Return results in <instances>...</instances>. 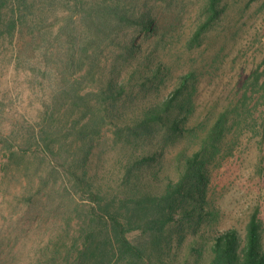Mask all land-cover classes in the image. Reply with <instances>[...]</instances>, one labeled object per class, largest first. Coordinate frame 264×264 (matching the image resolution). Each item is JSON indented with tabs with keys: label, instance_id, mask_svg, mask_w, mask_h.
Segmentation results:
<instances>
[{
	"label": "trees",
	"instance_id": "1",
	"mask_svg": "<svg viewBox=\"0 0 264 264\" xmlns=\"http://www.w3.org/2000/svg\"><path fill=\"white\" fill-rule=\"evenodd\" d=\"M197 1L188 28L191 0H0V146L8 161L31 153L15 199L46 227L24 262L170 264L186 247L194 264H264L257 209L224 227L210 188L244 133L264 140V59L200 119L202 80L220 68L180 53L226 8ZM10 70L20 88L3 85Z\"/></svg>",
	"mask_w": 264,
	"mask_h": 264
},
{
	"label": "rangeland",
	"instance_id": "2",
	"mask_svg": "<svg viewBox=\"0 0 264 264\" xmlns=\"http://www.w3.org/2000/svg\"><path fill=\"white\" fill-rule=\"evenodd\" d=\"M225 0V12L205 36L202 45L190 54H181L183 65L200 66L205 60L215 58V66L220 68L212 78L204 77L199 89L197 115L200 119L215 117L222 106L228 102L235 91L230 88L245 80L253 69L264 59V0ZM191 0L185 14L186 26L191 27V11L198 6ZM140 38V37H139ZM168 48V46H166ZM173 50L170 58L174 59ZM218 55L219 58L216 59ZM222 62L220 63V61ZM180 64V72L183 67ZM178 69V68H174ZM4 74V71H1ZM14 71L3 75V85L20 88L21 79ZM210 83V84H209ZM14 95L16 89L11 91ZM263 109V106L259 107ZM104 140L112 137L110 129H104ZM22 146L13 149L15 156L8 161L5 150L0 146V234L1 251L16 255L13 264H28L24 256L35 250L34 241L45 236L46 227L40 217L34 218L24 204L17 205V199L24 192L26 177L24 162L33 160L30 152L25 154ZM264 140L248 131L234 147L232 154L223 164L213 168L210 188L212 187L220 207L219 220L224 227L235 226L243 230L249 216L257 209L261 221L262 245L264 247ZM107 159L106 156L103 157ZM5 200L10 201L5 202ZM5 238L9 239L6 245ZM36 247V246H34ZM195 256L188 255L184 247L181 251L172 250L164 261L170 264H194Z\"/></svg>",
	"mask_w": 264,
	"mask_h": 264
}]
</instances>
